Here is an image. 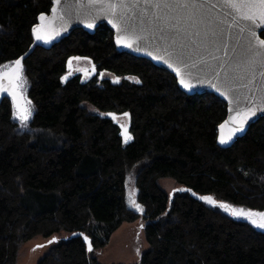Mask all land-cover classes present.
Listing matches in <instances>:
<instances>
[{
    "label": "trees",
    "instance_id": "trees-1",
    "mask_svg": "<svg viewBox=\"0 0 264 264\" xmlns=\"http://www.w3.org/2000/svg\"><path fill=\"white\" fill-rule=\"evenodd\" d=\"M51 3L0 0V67L29 49L31 28ZM106 28L92 35L75 29L24 60L32 105L26 129L13 119L10 98L0 100V264H18L37 237L50 242L36 264H100L98 253L111 236L139 218L148 248L138 264H264V230L219 205L264 212V118L230 147H219L225 103L209 93L187 95L169 72L117 52ZM72 55L139 84H62ZM105 112L129 114L131 143L123 145ZM136 166L134 198L137 192L143 216L125 205ZM165 179L187 192H167ZM189 191L216 203L209 207ZM73 233L86 235L93 250Z\"/></svg>",
    "mask_w": 264,
    "mask_h": 264
},
{
    "label": "water",
    "instance_id": "water-1",
    "mask_svg": "<svg viewBox=\"0 0 264 264\" xmlns=\"http://www.w3.org/2000/svg\"><path fill=\"white\" fill-rule=\"evenodd\" d=\"M212 3H216V0H212ZM68 5L71 7H68ZM53 7L57 8L56 13H53ZM99 7L100 6L88 5L87 0H84L83 3H79L78 0H67V3L65 0H61L59 5H56L54 0H52L49 12L41 13L48 21H51V25L47 29L48 35L50 36V42L45 43L43 40L36 39V34L33 29L42 23L40 20L41 14H39L36 23L31 28L33 42L29 49L20 56L23 57V60L21 61L22 65L24 60L35 50L36 47L39 46L49 50L64 38L68 37V35L75 29H82L89 34H93L100 25L104 24L113 34V43L117 52L146 59L156 67L169 72L176 79L179 89L187 95L209 93L215 95L225 103L226 116L217 126L216 142L219 147H230L238 138H241L246 134L252 124L260 118H264V76L261 75V72H264V55L256 57V64L254 66H242L238 70L240 78L230 84L226 83L224 72H213L209 68V65L215 67L224 64L225 61H227L228 64H232L238 54L241 53V49L237 46V42L239 41L240 44L245 43L244 38L250 35L247 31L240 33L239 29L233 26L230 29V34L229 32H225L216 40V43H209L207 51L202 48L195 49L192 58L187 60L189 66L186 67L183 63H178L175 57H169L165 48L168 47L170 42L160 39V33L155 31V22L153 21L152 14L159 15L161 12L160 9L150 8L145 12V6L143 4L133 8V11L138 14L133 17V20L139 24L137 32L143 37V39H137L131 32H120L117 28L113 27V24L109 23L110 19H112L117 25L120 24V21L111 17L106 12L99 11ZM222 8L223 6L218 4L215 8H208L204 11L208 12L217 21L230 20V17L223 15ZM89 25L92 26L89 27ZM222 27L227 28L228 25L225 23ZM263 32L264 24L256 29L257 35L252 38L253 44L258 48L259 41L264 40L261 36ZM118 37L121 38L119 43L117 42ZM192 39L199 43L200 38L193 37ZM189 43H191V41H189ZM261 52L264 53V49H261ZM197 53L206 58L207 65L199 63L200 55H197ZM213 56L218 59H213ZM194 62L195 67L191 66ZM11 66L10 70L15 67V63ZM225 67H227V65H225ZM178 72L180 75H177ZM69 78V74L64 75L61 78V83L65 84ZM181 80L185 83L182 84ZM3 84L5 88L9 89L8 92H10L11 88L7 79L3 81ZM185 84L190 85V87H185ZM229 88L231 90H229ZM221 125H224L223 129H221ZM222 135L228 141L225 144L220 143ZM119 137L124 145H128L133 141V136L129 133V127L121 128ZM229 137L231 138L229 139ZM175 190L178 192H187L186 189L177 188ZM189 193L192 197L204 202L209 207L215 205L201 199V197L211 196H200L193 191H189ZM211 198L214 201L213 197ZM134 202L136 209L129 208L125 197L127 210L142 216L145 215V208L137 200V192ZM137 205H139V208H137ZM77 236L82 238L86 245L87 252H90L88 250L89 242L91 243L90 239L81 233H73L71 235V237ZM85 237L88 239L85 240ZM53 241L56 240L53 239ZM91 247L93 250L92 244Z\"/></svg>",
    "mask_w": 264,
    "mask_h": 264
},
{
    "label": "snow or ice",
    "instance_id": "snow-or-ice-1",
    "mask_svg": "<svg viewBox=\"0 0 264 264\" xmlns=\"http://www.w3.org/2000/svg\"><path fill=\"white\" fill-rule=\"evenodd\" d=\"M65 2L67 3V0ZM78 2L83 3L84 0H78ZM54 3L59 5L61 0H54ZM87 4L100 6L99 11L106 12L111 17L120 21V24L117 25L110 19L109 23H112L113 27L117 28L120 32H131L137 39H143V37L137 32L139 24L133 20V17L138 14L133 11V8L143 4L145 6V12L150 8L160 9L161 12L159 15L152 14L153 21L155 22V31L160 33V39L170 42L168 47L165 48L169 57H175L178 63H183L186 67L189 66L187 60L192 58L195 49L202 48L207 51L209 43H216V40L225 32H229L230 34V29L233 26L238 28L240 33L247 31L250 35L244 38L245 43L240 44L239 41L237 42L241 53L238 54L232 64H228L225 61L224 64L215 67L209 65L210 70L213 72H224L225 81L229 84L240 78L238 70L242 66H254L256 64V57L264 55L261 52V49H264V40L259 41L258 48L253 44L252 39L257 35L256 29L264 24V0H216V3H212V0H87ZM218 4L223 6V15L230 17V20L217 21L208 12L204 11L208 8H215ZM68 7L71 6L68 5ZM52 11L56 13L57 8L53 7ZM40 20L42 22L41 25L33 29L36 34V39L49 43L50 36L48 35L47 29L51 25V21H48L43 14H41ZM225 23L228 25L227 28L222 27ZM91 26L89 25V27ZM193 37L200 38L199 43L193 40ZM120 39V37L117 38L118 43ZM197 55L200 54L197 53ZM212 58L218 59L215 56ZM76 59H79V57ZM22 60L23 57L17 59L14 62L15 67L9 72H0V91H9L3 84V81L7 79L12 89L9 94L13 97V118L20 121L21 128H26L31 111L22 102L23 98L18 96L15 91L17 87L16 82L20 79L21 73L23 72ZM199 63L207 65V60L203 55H200ZM191 66L195 67V62ZM177 75H180V73L178 72ZM261 75L264 76V72H261ZM181 83L184 84L185 82L181 80ZM185 87H190V85L185 84ZM229 90L231 89L229 88ZM26 103L30 104L31 101H27ZM125 115L128 114L125 113ZM223 128L224 125H221V129ZM227 142L222 135L220 143L225 144ZM201 199L212 204L216 203L211 197H201ZM220 207L226 211L231 208L230 205L223 203L220 204ZM137 208H139V205H137ZM231 214L247 219L256 228L264 229V212H252L243 209L237 211L235 208H232ZM257 217L260 219H257ZM87 239L85 237V240ZM88 250L92 251L90 242Z\"/></svg>",
    "mask_w": 264,
    "mask_h": 264
},
{
    "label": "rangeland",
    "instance_id": "rangeland-1",
    "mask_svg": "<svg viewBox=\"0 0 264 264\" xmlns=\"http://www.w3.org/2000/svg\"><path fill=\"white\" fill-rule=\"evenodd\" d=\"M11 64H6L4 67H0V72H8L11 68ZM17 87L15 91L18 96L22 97V102L25 103V106L28 107L32 114V105L27 104L29 97L27 95V82L26 79L21 73L20 79L16 82ZM12 90V89H11ZM7 96L10 98L12 102V117L14 113V105H13V97L9 94L8 91H0V100ZM31 118V116H30ZM14 119V118H13ZM20 125V121L18 119H14ZM30 119L27 121V127ZM21 127V126H20ZM26 127V128H27ZM23 128V129H26ZM138 166L134 167L131 171L130 175L126 181V203L131 209H136L134 204V189H133V181L138 170ZM162 187L167 192H172L177 186L172 180H163L161 182ZM228 205V204H227ZM231 206V205H230ZM225 213L233 216L234 218H241L243 220L247 219L243 217H238L236 215L231 214L232 208H235L237 211L243 209L245 211H251L249 209H244L241 207L231 206L229 210H224L220 207ZM138 210V209H137ZM256 212V211H252ZM257 219H260L257 217ZM250 223V222H249ZM143 220L139 218L135 223H124L121 227L111 236L108 243L101 249L98 253V263L100 264H138L140 255L148 248V244L145 240L143 233ZM50 239H45L42 237H37L31 241H29L22 249L18 264H36L38 260H40L48 250V242Z\"/></svg>",
    "mask_w": 264,
    "mask_h": 264
},
{
    "label": "flooded vegetation",
    "instance_id": "flooded-vegetation-1",
    "mask_svg": "<svg viewBox=\"0 0 264 264\" xmlns=\"http://www.w3.org/2000/svg\"><path fill=\"white\" fill-rule=\"evenodd\" d=\"M106 29L111 34L112 42H113L112 32L108 28ZM77 57H79V59H76ZM66 74L70 75V78L69 80H67V82L70 80H76L81 85H91L94 87H102L103 85L106 84L115 85V86L121 85V83L129 84V85H133L136 83L139 84V82L133 76H128V75H125L123 77L116 76L105 69L98 68L97 64L94 63L89 56H85V55L70 56L66 61V71L61 76V78ZM61 78H60V82H61ZM86 107L89 112H96L98 114L103 113L102 111H99L92 105L86 104ZM125 113L127 112H120L116 114L114 113L113 115H111V112L110 113L105 112V115H108L110 119H112L113 123L118 128V133L120 132L121 128L129 127V133L132 134L130 127L131 119L129 114L127 113L128 115H125Z\"/></svg>",
    "mask_w": 264,
    "mask_h": 264
},
{
    "label": "bare ground",
    "instance_id": "bare-ground-1",
    "mask_svg": "<svg viewBox=\"0 0 264 264\" xmlns=\"http://www.w3.org/2000/svg\"><path fill=\"white\" fill-rule=\"evenodd\" d=\"M69 36V35H68Z\"/></svg>",
    "mask_w": 264,
    "mask_h": 264
}]
</instances>
